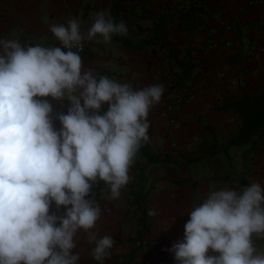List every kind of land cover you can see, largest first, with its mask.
<instances>
[{
    "label": "clouds",
    "instance_id": "clouds-1",
    "mask_svg": "<svg viewBox=\"0 0 264 264\" xmlns=\"http://www.w3.org/2000/svg\"><path fill=\"white\" fill-rule=\"evenodd\" d=\"M50 32L62 47L0 38V264H78L81 230L94 244L92 259L104 264L115 241L99 235L93 187L103 181L109 199H119L165 88H134L84 66L83 42L128 35L127 23L107 10L84 31L73 17ZM46 97L61 107L67 101L66 114H54ZM188 216L183 240L169 249L176 264H264L253 241L264 238L258 182L211 190Z\"/></svg>",
    "mask_w": 264,
    "mask_h": 264
},
{
    "label": "crops",
    "instance_id": "crops-1",
    "mask_svg": "<svg viewBox=\"0 0 264 264\" xmlns=\"http://www.w3.org/2000/svg\"><path fill=\"white\" fill-rule=\"evenodd\" d=\"M248 1L0 0V38L41 46L60 45L50 32L53 24L76 17L84 31L96 12L109 11L116 22L127 23L128 35L113 36L108 44L100 37L83 42L84 66L134 88L152 84L165 88L148 115V144L159 161L164 157L169 161L163 167L147 165L138 151L134 160L138 165L131 166L126 185L133 198L121 192L119 199H109L105 184L95 196L102 209L99 235H111L115 241L104 264H176L169 249L183 240L188 211L209 191L226 185L238 190L241 180L248 179L264 187V144L247 157L256 163L257 172L251 175L242 174L247 170L242 154L248 146L228 145L241 123L230 103L264 90V0L254 9ZM176 3L201 8L196 30L188 33L176 16L158 23L165 6L172 10ZM226 28L231 31L232 48L223 45ZM185 91L192 100L186 99ZM46 99L54 114H66L67 101L61 107V102ZM177 100L180 109L170 123L167 106ZM54 127L60 128L58 121ZM184 156H189L188 162ZM150 208L158 215L148 216ZM142 221L146 227L140 236ZM76 241L78 264H98L90 256L94 244L87 243L82 230ZM253 241L264 251V238L254 235ZM208 254L218 255L211 250Z\"/></svg>",
    "mask_w": 264,
    "mask_h": 264
},
{
    "label": "trees",
    "instance_id": "trees-1",
    "mask_svg": "<svg viewBox=\"0 0 264 264\" xmlns=\"http://www.w3.org/2000/svg\"><path fill=\"white\" fill-rule=\"evenodd\" d=\"M165 7H167V11L160 16L158 23L164 21L166 22L176 16L180 24L184 25L188 33H191L199 27L201 19L198 13L201 11V8L195 5L186 6L184 3L173 4L172 10H170L171 8L169 7L171 6L169 5H166ZM158 23L156 25H158ZM22 44L33 45L31 42H23ZM188 93L189 91H185L184 96H188ZM230 107L233 109V112L237 113L241 119V123L236 136L228 142V145L236 147L247 145L248 148H246L242 154L243 160L247 161L248 155L260 149V147L264 144V90L257 95H244L240 100L231 102ZM139 153L147 165H159V163H161L160 165L162 166L157 167H163L169 161V157H164L159 161V155L151 149L148 142L142 144V147L139 149ZM183 159L188 162L189 156H184ZM247 171L248 170L242 172V174ZM103 184L104 182L100 181L95 185L97 187H93L95 189L94 196L99 195V186H102ZM241 185L243 188L249 186L250 182L241 180ZM143 216H145V211L142 212V217ZM142 222V232L138 233L140 236L145 233L144 231L146 227L144 221Z\"/></svg>",
    "mask_w": 264,
    "mask_h": 264
},
{
    "label": "built area",
    "instance_id": "built-area-1",
    "mask_svg": "<svg viewBox=\"0 0 264 264\" xmlns=\"http://www.w3.org/2000/svg\"><path fill=\"white\" fill-rule=\"evenodd\" d=\"M262 3H263L262 0H249L248 1V6L250 8H253L254 9V8L262 5ZM230 32L231 31H229V29H227L226 34H228V35H226V38H225L224 43H223V45L225 47H228V48H232L233 45H234V43L232 42V37L229 35ZM58 47H62V46L59 45ZM73 51H76V49H73ZM82 52H83V50L79 53L81 56H82ZM46 98H44V99H46ZM186 99L187 100H192L193 99V96L191 94H188V96H187ZM179 109H180V100H177L175 103L167 106L168 120H169L170 123H174L175 122L176 116H177V112H178Z\"/></svg>",
    "mask_w": 264,
    "mask_h": 264
},
{
    "label": "rangeland",
    "instance_id": "rangeland-1",
    "mask_svg": "<svg viewBox=\"0 0 264 264\" xmlns=\"http://www.w3.org/2000/svg\"><path fill=\"white\" fill-rule=\"evenodd\" d=\"M263 131H264V128H263ZM253 159L254 158H251V159H249V161L247 160V173H249L250 175L251 174H255L257 171L255 170V162H253ZM264 162V161H263ZM134 164L135 165H138V163L137 162H134ZM139 164H143V163H139ZM255 165V166H254ZM246 181H248L249 182V179L248 180H246ZM127 187V186H126ZM125 186H124V188H122L121 189V192L124 194V196L126 197V196H129V198H133V194H132V191L127 187L126 188ZM95 189L93 188V193L95 192L94 191Z\"/></svg>",
    "mask_w": 264,
    "mask_h": 264
}]
</instances>
